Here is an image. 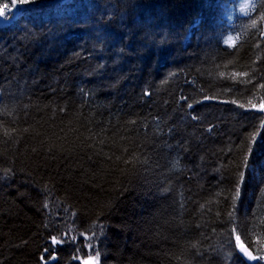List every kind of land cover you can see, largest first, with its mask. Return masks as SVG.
Segmentation results:
<instances>
[{
  "label": "trees",
  "instance_id": "trees-1",
  "mask_svg": "<svg viewBox=\"0 0 264 264\" xmlns=\"http://www.w3.org/2000/svg\"><path fill=\"white\" fill-rule=\"evenodd\" d=\"M235 4L35 0L0 24V264H247L237 236L264 264V0Z\"/></svg>",
  "mask_w": 264,
  "mask_h": 264
},
{
  "label": "rangeland",
  "instance_id": "rangeland-1",
  "mask_svg": "<svg viewBox=\"0 0 264 264\" xmlns=\"http://www.w3.org/2000/svg\"><path fill=\"white\" fill-rule=\"evenodd\" d=\"M252 1L253 0H236V4L232 8H229L227 10L226 19H228L229 21H232V19L235 16L246 14L250 9V5ZM16 8L17 6H14L12 9L8 8V10L6 11L0 9V24L5 23L7 21V17L5 15L8 14V12L11 14L12 19L15 18V16L19 12V11L18 12L15 11ZM226 43L231 44L232 40L228 39L226 40ZM236 245H237V241H236ZM80 263L81 264H99V259L97 260L96 257L95 258L91 257L88 259H84V261H81Z\"/></svg>",
  "mask_w": 264,
  "mask_h": 264
},
{
  "label": "snow or ice",
  "instance_id": "snow-or-ice-1",
  "mask_svg": "<svg viewBox=\"0 0 264 264\" xmlns=\"http://www.w3.org/2000/svg\"><path fill=\"white\" fill-rule=\"evenodd\" d=\"M34 2H35V0H26V3H21V4H19V5L17 6V8L15 9V11H17V12H18V11H23L28 5H30V4H32V3H34ZM188 106H189L190 108L192 107L191 104H189ZM253 107H255V105H253ZM260 110H261V111H264V102H262V104H261V106H260ZM193 118L195 119V117H193ZM248 151H249V153H251V152H252V149L249 148ZM247 162H248V161H247V158H246V159H245V163L247 164ZM241 178H243V174H242ZM237 195H239V192H237ZM236 241H237V247H238L239 251H240L245 257H247V258L250 259V260L255 259V257L251 255V253H250V252L248 251V249L244 246V244H242V243L240 242V237H239V236H237ZM52 243H53V244L58 243L57 239H56V238H53ZM96 259H97V260L99 259V255H98V254H97V256H96Z\"/></svg>",
  "mask_w": 264,
  "mask_h": 264
},
{
  "label": "water",
  "instance_id": "water-1",
  "mask_svg": "<svg viewBox=\"0 0 264 264\" xmlns=\"http://www.w3.org/2000/svg\"><path fill=\"white\" fill-rule=\"evenodd\" d=\"M238 248V247H237ZM248 249V251L251 253V255L252 256H254V254L249 250V248H247ZM237 254L239 255V257L241 258V259H243L247 264H257V262L259 261V259L258 258H256L255 256V259H252V260H250V259H248L247 257H245L240 251H239V249H237ZM57 261V258H56V256H53L52 258H51V260L50 261H48V262H44V264H52V263H55Z\"/></svg>",
  "mask_w": 264,
  "mask_h": 264
}]
</instances>
